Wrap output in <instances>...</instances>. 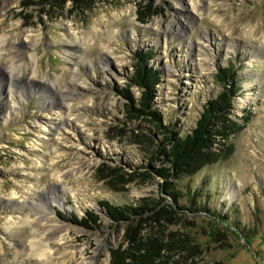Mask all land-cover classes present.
Masks as SVG:
<instances>
[{"label": "rangeland", "instance_id": "1", "mask_svg": "<svg viewBox=\"0 0 264 264\" xmlns=\"http://www.w3.org/2000/svg\"><path fill=\"white\" fill-rule=\"evenodd\" d=\"M27 2L0 0V36L14 39L0 44V264H110L135 230L160 246L150 264H264V0ZM149 2L157 14L140 23ZM137 53L159 75L158 123L126 111L124 89L136 107L144 93L130 85ZM225 67L237 95L218 133L250 121L227 141L217 135L214 163L162 179L164 136L191 132ZM104 201L146 205L159 222L152 212L117 222ZM87 212L98 218L90 227Z\"/></svg>", "mask_w": 264, "mask_h": 264}, {"label": "trees", "instance_id": "2", "mask_svg": "<svg viewBox=\"0 0 264 264\" xmlns=\"http://www.w3.org/2000/svg\"><path fill=\"white\" fill-rule=\"evenodd\" d=\"M84 0H69L71 5L80 4ZM49 4V0H28L27 7L39 6L43 9L45 5ZM152 2L149 4L141 5L138 7V21L145 23L146 19L156 15ZM137 62L134 64L133 77L130 78V85L139 87L144 91L140 101V107H136L132 97L129 95V90L124 89L121 93L129 101L126 105V111L130 117L142 118L149 121L160 122V117L151 110L150 99L152 97L155 82L159 79L156 70L146 68L147 61L150 55L136 54ZM217 83L222 86V92L214 100L207 102L205 109L201 113L198 121L195 123L194 128L185 137L175 136L170 141L169 136H164L162 141V149L159 154L164 156L168 162L169 167L155 171L162 179L178 178L180 175H191L197 172L202 166L208 163H214L216 158L208 154L215 144L217 135H222L224 140H228L231 136L241 131L246 124L250 121V116L243 120L242 125L233 124L231 128L226 125L222 126L223 131L218 133V123L225 119V115L229 113L231 107V98L237 95L236 87V73L229 67L220 70L216 76ZM157 122V123H158ZM156 128H159L156 125ZM168 146L166 149L165 147ZM162 191L167 197L176 200V195L171 189V184L164 182L161 185ZM192 201V200H190ZM103 208L107 210L110 218L115 221H123L131 223L132 217L142 216L145 212H152L154 223L159 222V215L154 212L152 208L134 207L132 206H114L108 201L102 203ZM88 220L81 223L82 226H91L96 224L98 218L91 212H87ZM141 233L135 230L134 234L128 239L124 240L127 244L125 249H116L111 252L112 262L110 264H150L153 257H155L160 250V246L156 240H152V231H145V234L138 237ZM137 235V237H136Z\"/></svg>", "mask_w": 264, "mask_h": 264}, {"label": "bare ground", "instance_id": "3", "mask_svg": "<svg viewBox=\"0 0 264 264\" xmlns=\"http://www.w3.org/2000/svg\"><path fill=\"white\" fill-rule=\"evenodd\" d=\"M188 8L187 9L185 8L186 12H187ZM190 9L193 10L195 13H198L199 15H201L200 10H199L200 9L199 6H197L195 4H192ZM36 37H38V36L37 35H30L29 36L30 42H32ZM7 39H8V41L11 40V43L14 42V39L12 40V38H3V37L0 36V44L5 43V41H7ZM31 59H33V61H35V56L32 55L31 56ZM198 64H199V66H201L203 64V60L200 61V62L198 61ZM12 77H14V76H12ZM19 77L20 76H15L14 78L16 79V78H19ZM14 87H15V85L14 86L12 85V87H9V94H10V96H12V95H19V92H14L15 91ZM17 104L18 103H14L13 107L15 106L16 108H19V105H17ZM13 111H15V109ZM54 131H55L54 126H47V125L42 126L41 127V132L43 133V137L42 138L47 139V140L50 139V136L54 135ZM56 203H57V205H59V202L58 201ZM61 207H63V205H61ZM40 226L42 227V232H44V233L50 231V229L52 228L51 227L52 225H50L49 222L46 221V220H44L43 222H41V225ZM48 227H51V228H48ZM54 228H57V227L54 226ZM58 229L59 228H57V230ZM58 231H60V230H58ZM60 237L62 238L63 236H60ZM107 263H108V261H107ZM107 263H105V264H107Z\"/></svg>", "mask_w": 264, "mask_h": 264}]
</instances>
